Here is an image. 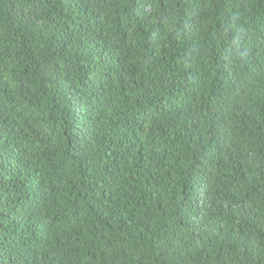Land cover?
Wrapping results in <instances>:
<instances>
[{
    "label": "trees",
    "instance_id": "obj_1",
    "mask_svg": "<svg viewBox=\"0 0 264 264\" xmlns=\"http://www.w3.org/2000/svg\"><path fill=\"white\" fill-rule=\"evenodd\" d=\"M0 264H264V0H0Z\"/></svg>",
    "mask_w": 264,
    "mask_h": 264
}]
</instances>
